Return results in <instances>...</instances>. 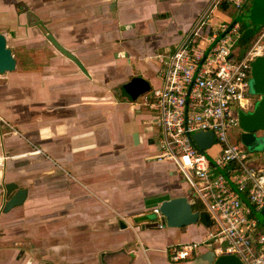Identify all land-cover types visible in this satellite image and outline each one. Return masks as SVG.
Returning a JSON list of instances; mask_svg holds the SVG:
<instances>
[{"label":"crops","instance_id":"1","mask_svg":"<svg viewBox=\"0 0 264 264\" xmlns=\"http://www.w3.org/2000/svg\"><path fill=\"white\" fill-rule=\"evenodd\" d=\"M235 9L213 0H0V32L16 59L0 73V264H215L205 246L186 259L170 253L206 240L211 224L135 221L173 197L205 207L158 157V104L145 94L128 100L121 88L136 78L160 87L157 55L204 14L206 38L228 24L241 40ZM247 28L255 34L247 48L239 41L240 56L264 21ZM8 183L17 185L10 195ZM20 188L24 202L4 212Z\"/></svg>","mask_w":264,"mask_h":264},{"label":"built area","instance_id":"2","mask_svg":"<svg viewBox=\"0 0 264 264\" xmlns=\"http://www.w3.org/2000/svg\"><path fill=\"white\" fill-rule=\"evenodd\" d=\"M222 1L241 9L249 0H213ZM208 22L209 14H204L175 49L157 55L165 65L163 83L144 93L159 106L158 157L175 164L190 198L203 203L211 220L206 240L173 246L170 253L173 260L186 259L205 246L215 258L236 255L244 264H264V220L259 215L264 208V152L255 155L234 135L242 132L239 111L250 112L256 104L249 94L252 62L264 55V28L240 56L239 49L233 50L239 26L223 24L206 38ZM198 131L214 133L213 144L203 151L192 139ZM216 143L221 153H208ZM152 212L164 219L159 207Z\"/></svg>","mask_w":264,"mask_h":264},{"label":"water","instance_id":"3","mask_svg":"<svg viewBox=\"0 0 264 264\" xmlns=\"http://www.w3.org/2000/svg\"><path fill=\"white\" fill-rule=\"evenodd\" d=\"M231 27V26H230ZM53 44L64 52L67 56L74 59L79 65L80 62L67 49L62 47L60 43L49 35ZM16 68V59L12 54V50L7 46V38L4 33L0 32V73L12 71ZM252 87L253 90L260 95L255 107L250 112L239 111V120L242 132L240 140L251 149L256 147L260 140L264 139V55L257 56L252 62ZM151 89L150 83L143 78L133 79L121 88V93L128 100H135L140 95ZM194 143L201 151L209 148L214 142V133L212 131H198L192 134ZM17 185L8 183L5 186L8 195L12 193ZM27 196V190L20 188L14 192L5 202L3 211L6 212L12 207L20 205L24 202ZM163 214L166 223L172 227H183L191 223H196L200 220H208L209 215L195 210L193 204L187 196H178L163 200L158 206ZM260 219L264 220V208L259 213ZM155 217L154 213H146L135 218L136 222L147 221L148 225H158L157 222H150ZM209 258L215 261V264H244L236 255H221L215 259L214 252H209Z\"/></svg>","mask_w":264,"mask_h":264},{"label":"rangeland","instance_id":"4","mask_svg":"<svg viewBox=\"0 0 264 264\" xmlns=\"http://www.w3.org/2000/svg\"><path fill=\"white\" fill-rule=\"evenodd\" d=\"M235 11V12H234ZM233 11V16L238 17L239 14V22L241 26L248 27L252 24L256 28H259L261 25V21H264V0H249L245 6H243L240 10H234ZM252 14H254L257 19H260V22L254 23V19L252 18ZM242 45L239 44V39L235 40V44L233 46V50L239 49ZM250 96L252 97L255 102H257L260 98V95L257 94L254 90L253 87H251V90L249 92ZM261 134H264V131H262ZM235 138H240V134L238 132H234ZM264 136V135H262ZM221 147L219 144H215V146L211 147L210 150H208V153L210 154H215V153H221ZM253 152L255 155L262 156L264 152V139L260 140V143L252 148Z\"/></svg>","mask_w":264,"mask_h":264},{"label":"trees","instance_id":"5","mask_svg":"<svg viewBox=\"0 0 264 264\" xmlns=\"http://www.w3.org/2000/svg\"><path fill=\"white\" fill-rule=\"evenodd\" d=\"M242 27V29L244 30L243 32H242V37H241V40H239L240 42H241V44H244L246 47L245 48H247L248 46H249V40H250V38L255 34V31L254 30H250V29H248L247 27H245V26H241ZM193 206H194V209L195 210H199V211H201L202 213H204V214H207L205 211H204V208H203V206H202V204L201 203H197V204H193ZM205 224H207V225H210L211 224V220H202Z\"/></svg>","mask_w":264,"mask_h":264}]
</instances>
